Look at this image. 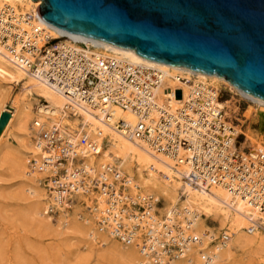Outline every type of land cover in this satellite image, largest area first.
<instances>
[{
  "label": "bare ground",
  "instance_id": "6f19581e",
  "mask_svg": "<svg viewBox=\"0 0 264 264\" xmlns=\"http://www.w3.org/2000/svg\"><path fill=\"white\" fill-rule=\"evenodd\" d=\"M40 4L41 1L34 2L32 0H0V9L3 10L6 6L10 7L14 12L11 22L14 25L21 23L22 18L33 16L29 24L30 30H38L37 39L39 40V46H43L47 38L59 39L61 37H68L84 41L87 45L95 47L105 56L120 58L134 64L156 67L164 74L163 85L157 91L158 103L161 106H165L168 103V99H171L169 105L172 107V112H177L178 109L183 107L182 105L189 99L191 88L197 86V84L211 87L217 96L221 92L222 84H227L232 88V91L257 104L260 109L264 108L263 100L242 93L222 78L143 59L132 50L101 41L86 39L53 28L39 17L37 8ZM16 28L17 26L12 28V32ZM12 43L11 38H9L5 47L0 43V117L3 113H8L11 116L2 134L7 132L11 124L18 131H23L25 138L23 141L26 149L29 150L28 154H31L36 159V163L32 165V171L35 173L30 170L25 171L26 164L24 161L18 162L19 166L14 167L16 169L19 168L21 172L24 171L25 176H31L28 179V183L29 181L31 183L35 182L34 178H37L44 171L38 169L39 162L45 157L35 123H39L48 129L53 126L64 129L68 126L67 129L71 133L73 128L71 129V126L66 124L71 119L74 122L73 125L76 124L79 127L77 130L73 129L75 132H72L75 147L74 152L77 154V159L69 158L65 163L60 165L65 171L64 174H61L64 176L59 178V180L63 184L69 182H77L78 184L84 178L85 187L78 186L77 190L67 192L62 196L50 182L49 189L52 190L54 202L60 207L61 211L64 209L63 204H65L66 200L73 198L74 195L90 193L91 191L100 192L99 208L114 239H123L120 237L121 234L116 227L118 214H123L120 218H122V221H125L128 228L138 227L141 230H145L146 234L149 235V238L145 242L157 254V259H153L151 252L140 251L142 256L145 257L142 258L135 248L137 245H134L129 249L128 254L133 264H154L157 261L160 264H222L231 256V249L233 247L242 249L250 245L254 246L253 244L258 241L259 243L262 242L259 231L260 229H264V211L259 206L251 204L246 199L233 196L222 186H213L209 190H205L192 185L186 179L189 172L188 167L178 164L174 159L167 156L154 153L145 144L129 138V136L117 129V124L120 121H123L127 125H135L136 118L130 112L112 106L107 112L101 113L99 110L84 108L82 105L75 104V108L72 110L75 116H70L67 110L68 99L51 85L36 78L32 72L20 66L18 54H15V52L20 54V44L18 43L15 46ZM10 46L11 48H9ZM24 78H26V81L21 95L12 102V108L9 110L6 107L7 86L11 84L19 85ZM184 80L191 84H187ZM175 90H182L183 99L175 97ZM37 98L44 99L46 104L40 105ZM217 105L224 110L225 117L228 120L232 119L236 113L235 106L230 101H218ZM63 120H67L65 121L66 123ZM229 126L233 130L231 133L226 132L224 134L225 138L229 137L231 139L228 152L234 153V151H238L242 161L245 160V162L249 159L254 161L258 154L264 152V143L259 142L249 146L252 149V151L248 149L249 155L244 151L247 147L246 144L242 143L240 149H238L235 140L239 136L240 130L232 125L231 122H229ZM81 133H85L90 141L96 143L97 152L103 151L97 162L94 161L97 152L90 153L86 148L79 145ZM2 137L3 135L0 138V143ZM106 139H108V142L105 143ZM1 147L0 145V163H4L5 160L11 158V153L8 152L6 146ZM104 147L107 149H104ZM78 156L83 161V164L79 166H77L79 164ZM70 161L73 168H67ZM113 163L118 165V169L113 166ZM122 168L127 175H133L134 179L126 181L125 184H122L125 180L124 177H122L123 180H119L118 182L115 181V177L113 180L112 177L115 174L111 171L118 172ZM53 169L56 170H53L54 172H57L58 168L54 165ZM46 171L49 170L47 169ZM95 179L113 184L115 186V193L111 196L107 195L103 190L102 192L90 188L92 180ZM29 186L31 188V185ZM124 187L128 192L126 195ZM140 187L145 191L144 195L140 194ZM83 188L85 191L79 192ZM29 194L33 196L32 199H35L38 191L34 189ZM157 194L165 197L170 205L165 221L156 220L155 218L156 205L153 196ZM133 196L136 199H145L144 203L139 199H131ZM36 200L37 202L33 201L36 202L33 207V215H38V217L41 215L39 217L41 218L48 209L47 207L42 208L43 203L37 197ZM138 207L145 209L142 212H134L133 209L136 208L138 210ZM93 209L97 210L96 213L100 212L98 208ZM210 218L219 222L220 228L224 231L221 239L222 237H227L226 241H221L214 246H211V244L215 241V235L208 231V227L205 224L206 220ZM99 223L104 225L101 221ZM118 229L121 230V226H118ZM128 233L126 234V238L129 242L138 234L134 230ZM89 236L97 239L94 232H90ZM174 236L180 239L183 238V241H185L182 242L183 244L180 241V245L184 249V255L180 258L163 256L164 253L160 250V247L169 238L171 239ZM192 237H195L196 241L190 240L186 242ZM259 247L262 248L263 243Z\"/></svg>",
  "mask_w": 264,
  "mask_h": 264
},
{
  "label": "built area",
  "instance_id": "2783aa9c",
  "mask_svg": "<svg viewBox=\"0 0 264 264\" xmlns=\"http://www.w3.org/2000/svg\"><path fill=\"white\" fill-rule=\"evenodd\" d=\"M13 13L9 6L0 9L1 45L7 46L9 38L13 41L12 45L20 44V54L15 52L20 66L64 95L69 101L67 110L70 116H75L72 112L75 104L101 113L112 106L130 112L136 118L135 125L120 121L117 129L145 144L154 153L188 167L186 179L192 185L205 190L222 186L233 196L246 199L264 211V152L258 154L255 162L252 159L242 161L238 151L228 152L231 139L225 138L224 134L231 133L233 128L229 126L224 110L218 107L219 96L211 87L203 84L192 87L188 101L177 112H172L169 105L171 99L165 106L158 103L157 91L164 81L161 70L105 56L84 41L68 37L47 38L46 43L39 46L38 30H30L29 25L33 16L22 18L21 23L14 25L11 23ZM184 82L191 84L186 80ZM174 95L183 99L182 90H175ZM35 126L45 157L39 162L38 169L51 170L49 179L55 190L64 196L77 190L78 186L85 187L84 178L79 185L77 182L63 184L59 180V175L65 171L60 165L69 158L77 159L73 133L67 129L68 126L64 129L58 126L48 129L39 123ZM78 143L90 153L97 152L96 143L90 141L85 133H81ZM54 165L58 168L57 172L53 171ZM111 172L115 174L116 182L123 180L117 171ZM90 188L103 190L111 196L115 193V186L107 181L92 180ZM147 238L149 235L146 233L139 238L138 250L151 252L153 259H157V254L145 242ZM226 239L222 237L220 240ZM190 240L196 241V238H189L186 242ZM121 241L131 244L126 239ZM180 241L185 242L177 236L169 238L160 247L164 255L160 254L180 258L184 255Z\"/></svg>",
  "mask_w": 264,
  "mask_h": 264
},
{
  "label": "rangeland",
  "instance_id": "374dc122",
  "mask_svg": "<svg viewBox=\"0 0 264 264\" xmlns=\"http://www.w3.org/2000/svg\"><path fill=\"white\" fill-rule=\"evenodd\" d=\"M25 81L26 78L19 85L7 86L6 107L9 110L12 108V102L21 95ZM221 88L219 102L230 101L235 106L236 113L229 121L240 130L237 148L240 149L241 144L244 143L247 146L244 151L246 152L248 149L252 151L250 145L256 144V142L264 143V108L260 109L257 104L232 91V88L227 84H222ZM37 100L42 106L46 104L42 98H37ZM10 118L8 113H3L0 117V138L3 135L0 145L6 146L7 148H5L11 153L9 160L0 163V264H133L128 254L129 249L134 245H137L135 248L138 254L145 258L138 247L141 242L139 238L143 237L146 231L138 227L128 228L125 221L120 218L123 214H118L116 227L121 234L120 237L127 240L126 234L133 230L138 234L135 238L132 236L133 240L129 242L131 244L123 243L119 238L114 239L99 208L100 192L91 191L74 195L73 198L64 201V209L61 211L54 202L52 190L49 189L51 170H44L37 178H34L35 182L29 181L28 183L31 176H25V172H21L19 168L17 170L16 167L19 166L18 162L24 161L25 171H32V159L35 162L36 159L28 154L29 150L26 149L23 141V139L25 140L23 131H18L11 124L7 132L2 134ZM66 124L70 125L71 129L79 128L76 124L73 125L74 122L71 119ZM73 129L71 133L75 132ZM106 142L108 139L105 140ZM104 149L107 148L104 147ZM102 152L98 151L95 154V162ZM81 164L83 161L79 158L77 166ZM113 166L118 169L116 163H113ZM67 168H73L71 161ZM117 173L125 179L122 184L134 179V176L127 175L123 168ZM63 176L61 175L60 178ZM114 177L116 176L113 175L112 179ZM34 189L38 191L39 195L37 194L36 197L42 201V208L47 207L48 209L41 218H39L41 215L39 217L33 215V207L37 200L36 197L32 199L33 196L29 193ZM140 190V194L144 195L143 188L140 187ZM82 191L85 189L79 190V192ZM124 193L125 195L128 193L125 187ZM131 199L136 198L133 196ZM139 200L143 203L145 201V199ZM153 200L156 205V220L165 221L170 206L168 201L159 194L154 195ZM93 208H98L100 212L96 213L97 210ZM133 210L142 212L143 208L138 207V210L136 208ZM100 221L104 225L100 224ZM205 224L208 231L215 235V241L211 246L221 242L220 239L224 231L220 228L219 222L210 218L206 220ZM119 225H121V230L118 229ZM90 232H94L97 239L90 237ZM259 232L261 243L258 241L253 244L254 246L243 247L245 249L233 247L231 256L222 264H263L264 229H260ZM262 243L263 247L261 248L259 246Z\"/></svg>",
  "mask_w": 264,
  "mask_h": 264
},
{
  "label": "water",
  "instance_id": "95a60500",
  "mask_svg": "<svg viewBox=\"0 0 264 264\" xmlns=\"http://www.w3.org/2000/svg\"><path fill=\"white\" fill-rule=\"evenodd\" d=\"M32 1L53 28L222 78L264 101V0Z\"/></svg>",
  "mask_w": 264,
  "mask_h": 264
}]
</instances>
